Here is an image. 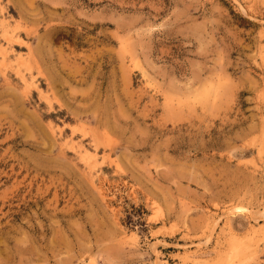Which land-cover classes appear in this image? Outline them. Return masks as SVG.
<instances>
[{
  "label": "rangeland",
  "instance_id": "1",
  "mask_svg": "<svg viewBox=\"0 0 264 264\" xmlns=\"http://www.w3.org/2000/svg\"><path fill=\"white\" fill-rule=\"evenodd\" d=\"M0 264H264V0H0Z\"/></svg>",
  "mask_w": 264,
  "mask_h": 264
},
{
  "label": "bare ground",
  "instance_id": "2",
  "mask_svg": "<svg viewBox=\"0 0 264 264\" xmlns=\"http://www.w3.org/2000/svg\"><path fill=\"white\" fill-rule=\"evenodd\" d=\"M244 210H247V209H244V208H242V207H238V208L236 209V211L239 212V213H240V212H244Z\"/></svg>",
  "mask_w": 264,
  "mask_h": 264
}]
</instances>
